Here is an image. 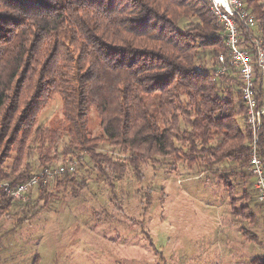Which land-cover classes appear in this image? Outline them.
I'll return each mask as SVG.
<instances>
[{
  "label": "trees",
  "instance_id": "trees-1",
  "mask_svg": "<svg viewBox=\"0 0 264 264\" xmlns=\"http://www.w3.org/2000/svg\"><path fill=\"white\" fill-rule=\"evenodd\" d=\"M244 1L255 26L241 27L242 46L252 55L255 99L262 110L257 50L264 55V9L261 0ZM226 52L224 30L203 0H0V181L23 184L52 169L58 158L51 153L63 142L62 158L75 160L76 170L88 158L101 180L113 173L119 180L130 169L141 182L147 163L183 161L211 172L228 194L240 181L244 203L232 199V214L253 226L257 216L245 185L252 180L254 133L237 72L216 73L217 57ZM205 54L212 68L206 67ZM55 95L62 120L41 130L38 115ZM150 96L157 100L153 110ZM93 111L97 136L89 130ZM256 136L264 158V116ZM32 137L39 139L38 167L21 170ZM101 146L122 157L101 152ZM8 161L11 167L5 166ZM60 168L51 185L78 197L85 182ZM46 186L40 182L36 199L32 194L22 204L0 194V215L18 207L25 214L18 225L26 222L38 203L46 208L51 198ZM242 231L247 242L258 243ZM31 264H39L38 255ZM244 264H264V255Z\"/></svg>",
  "mask_w": 264,
  "mask_h": 264
},
{
  "label": "rangeland",
  "instance_id": "rangeland-1",
  "mask_svg": "<svg viewBox=\"0 0 264 264\" xmlns=\"http://www.w3.org/2000/svg\"><path fill=\"white\" fill-rule=\"evenodd\" d=\"M260 3L264 9V0ZM203 58L206 67L212 68L208 54ZM156 102L155 96L147 97L150 110ZM61 117V101L55 95L40 111L37 128L53 129ZM89 117V130L97 136L96 113ZM62 144L57 153H51L58 158L51 168L64 167L85 187L73 198L68 190L53 188L54 181H48L51 198L46 208L40 209L42 203H38L34 214L19 225L25 214L18 207L0 215V264H31L35 254L39 264H244L264 255V211L252 180L245 186L257 216L253 226L232 214V199L238 205L244 203L240 181H233L238 188L228 194L211 172L168 159H157L156 166L144 165L141 182L130 169L119 180L113 179L114 173L110 180H101L91 171L88 158L82 160V169L77 164L78 170L75 160L63 159ZM38 145L39 139L32 137L30 155L21 170L26 165L36 170ZM100 150L122 157L109 146ZM12 165L13 161L5 163ZM242 229L254 234L258 243L247 242Z\"/></svg>",
  "mask_w": 264,
  "mask_h": 264
},
{
  "label": "built area",
  "instance_id": "built-area-1",
  "mask_svg": "<svg viewBox=\"0 0 264 264\" xmlns=\"http://www.w3.org/2000/svg\"><path fill=\"white\" fill-rule=\"evenodd\" d=\"M208 2L210 11L221 24L225 34L226 55L219 54L217 57L216 73L223 75L230 68L237 72L241 83V101L247 108V124L254 133L249 156V170L253 180L254 192L257 201L264 211V158L260 157L257 147L256 130L260 128L261 118L264 116L263 109H257L254 85V65L252 55L242 46V29L252 30L255 26L254 16L247 9L244 0H203ZM257 66L264 76V55L257 50ZM72 169H70L71 171ZM60 169L44 170L23 184L11 185L0 181V194L11 199V201L25 203L32 195L40 182L47 184L55 174L61 173Z\"/></svg>",
  "mask_w": 264,
  "mask_h": 264
},
{
  "label": "crops",
  "instance_id": "crops-1",
  "mask_svg": "<svg viewBox=\"0 0 264 264\" xmlns=\"http://www.w3.org/2000/svg\"><path fill=\"white\" fill-rule=\"evenodd\" d=\"M263 112H264V107H263Z\"/></svg>",
  "mask_w": 264,
  "mask_h": 264
}]
</instances>
